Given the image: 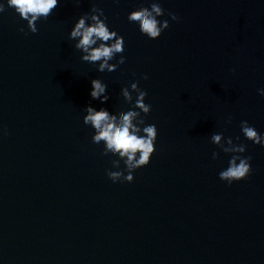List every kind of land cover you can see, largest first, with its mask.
Wrapping results in <instances>:
<instances>
[{
	"label": "water",
	"instance_id": "95a60500",
	"mask_svg": "<svg viewBox=\"0 0 264 264\" xmlns=\"http://www.w3.org/2000/svg\"><path fill=\"white\" fill-rule=\"evenodd\" d=\"M0 2V264H264V147L240 129L264 134V0H58L36 33ZM153 2L169 22L156 40L127 19ZM93 7L124 40L113 73L68 38ZM93 79L107 103L91 99ZM134 82L154 154L113 183L110 172H127L92 143L84 110H134L123 99ZM213 134L245 146L246 179H219L231 157Z\"/></svg>",
	"mask_w": 264,
	"mask_h": 264
},
{
	"label": "clouds",
	"instance_id": "9594fccd",
	"mask_svg": "<svg viewBox=\"0 0 264 264\" xmlns=\"http://www.w3.org/2000/svg\"><path fill=\"white\" fill-rule=\"evenodd\" d=\"M79 3V0H76ZM118 2V0H117ZM58 0H6V5L14 9V12L20 19L26 21L30 32L36 33L35 22L47 18L52 10L57 6ZM5 10V3L0 2V13ZM92 12H98L99 15L80 16L74 23L69 32V39L75 40V48L83 55L81 60L87 63L100 62L97 71L110 73L116 71L117 64H110L109 61L118 58V65L123 67L126 64L125 44L123 37L116 31H110L101 9L93 7ZM164 10L158 2L151 3L149 8H141L128 14L127 19L132 26L138 27L140 33L150 40H156L161 33L169 28L168 20H161L164 16ZM172 21H178V17L173 13H168ZM104 17V18H101ZM90 21V22H89ZM24 31L23 28L20 29ZM147 79V76L144 77ZM91 90L89 95L92 100H99L101 104L107 103L109 97L106 94L107 85L99 79L91 80ZM135 94V98L133 96ZM147 93L142 91L137 83H132L130 89L123 91V99L133 104L134 110H128L123 115L117 117L112 115L107 109L88 106L85 108L83 123L90 126L93 130L91 137L92 143L97 146H103L105 153L117 157L123 162L124 175L121 171H112L108 174L113 182L133 181V172L148 165L150 157L154 154V145L157 138V129L155 125H145V121L140 119L141 114H149L151 105L145 104ZM259 95L264 96V89L259 90ZM230 123V120L228 121ZM140 125H143L141 127ZM240 129L243 137L261 147H264V134H259L254 127L249 126L247 121H242ZM5 134L6 130H5ZM239 140V137L236 138ZM225 138L222 134H213L211 143L220 148L225 155H230L228 166L219 173V179L227 185L233 182H239L247 178L250 174V157L243 158L245 146H237L232 138ZM217 153H213L212 158H217ZM119 169V164L113 166Z\"/></svg>",
	"mask_w": 264,
	"mask_h": 264
}]
</instances>
